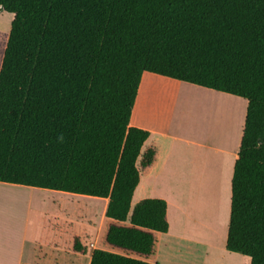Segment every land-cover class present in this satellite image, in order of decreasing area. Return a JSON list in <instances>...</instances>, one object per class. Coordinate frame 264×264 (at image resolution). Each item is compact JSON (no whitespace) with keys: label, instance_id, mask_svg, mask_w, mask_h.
<instances>
[{"label":"trees","instance_id":"obj_1","mask_svg":"<svg viewBox=\"0 0 264 264\" xmlns=\"http://www.w3.org/2000/svg\"><path fill=\"white\" fill-rule=\"evenodd\" d=\"M0 181L108 198L90 264L147 261L168 203L132 205L150 131L130 125L144 72L247 100L226 248L264 264V0H0ZM75 249L84 252L79 239Z\"/></svg>","mask_w":264,"mask_h":264},{"label":"crops","instance_id":"obj_2","mask_svg":"<svg viewBox=\"0 0 264 264\" xmlns=\"http://www.w3.org/2000/svg\"><path fill=\"white\" fill-rule=\"evenodd\" d=\"M221 94L224 96L230 93L148 71L142 75L130 125L150 131L142 154L153 148L156 150V156L149 166L141 167L140 182L133 197L139 189L141 194L134 201L135 204L145 198L166 200L169 220L168 232L156 234L154 253L147 259L151 263L210 264L209 246L190 236L193 221L187 210L193 205L196 206L199 201L209 200L202 167L209 165L213 172L216 170L213 165L215 161L219 165L227 161L230 166L226 177H222L226 186L225 201L228 199L229 190L232 199L234 166L239 156L247 109L237 123L239 125H236L237 136L233 138L232 144L226 141L228 135L222 136L219 132L210 131L206 137H203L199 128L196 129L197 132H189L190 122L186 117L193 108L203 105L210 107V104H206L207 100H199L194 95H219L217 98H221ZM230 95L232 98L236 96ZM242 99L248 106L247 100ZM184 101L189 103L191 108L188 109L186 105L183 108ZM219 101L221 100L218 99ZM212 105L213 110L216 105ZM213 135H219L214 143L211 140ZM209 160L213 163L209 164ZM216 166L218 168V164ZM228 181L231 189L227 187ZM3 191L27 194L28 198L10 200L0 193V264H90L95 249H107L102 243V235L108 198L0 181V192ZM36 193L50 195L46 207L43 208L39 200L33 201ZM88 200L97 204L91 206ZM39 204L41 208L38 207ZM228 207L229 205L227 211ZM43 209L61 218L67 228L57 225L56 229L39 232L38 226L33 225L42 218ZM33 211L35 216L32 215ZM218 228L217 237L220 238V225ZM213 231L212 229L211 233ZM209 237H212V234ZM77 238L85 248L84 252L76 251ZM217 254L218 264H251V257L238 252ZM223 259L226 262H223Z\"/></svg>","mask_w":264,"mask_h":264},{"label":"rangeland","instance_id":"obj_3","mask_svg":"<svg viewBox=\"0 0 264 264\" xmlns=\"http://www.w3.org/2000/svg\"><path fill=\"white\" fill-rule=\"evenodd\" d=\"M13 17L11 13L0 8V68L7 41L9 38L10 27ZM229 95L230 94H226L222 96L221 94V98H218L221 101L217 102V105L215 104L216 106L212 111L209 110L211 106L208 108L206 107V105H203L199 108H193V111L190 110L189 115L186 117V120L190 122L188 123L189 132H197L196 129L199 128L203 132V137L208 136L207 133H209L210 131L212 133L219 132L220 134H222V136L228 135L226 141L228 144H232L233 138L237 136L236 125H239L237 123H239V121L241 120L244 110L247 109V103L240 97L234 96L232 98L230 97L232 95ZM215 97L217 98L219 97V95H215ZM185 101H187V99ZM185 101L184 103H182V107L184 108V105H186L188 109L191 108L189 103H186ZM217 136L219 135L212 136L211 140L213 141V143L216 142ZM197 163L200 164L199 162ZM208 163L211 164L213 162L212 160H209ZM216 164H218V168ZM213 165L216 169L215 171H213L214 173L211 171L209 165H203L202 167V175L203 178L206 180V193L208 195L207 197L209 200L206 202L204 200L199 201L196 206L193 205L189 207V211L187 210V212L193 221V228L190 230L192 232L190 236L201 240L203 243H206L209 246L210 250L209 257L214 260H219V255L217 254L218 252H225L229 254L230 251L226 248V238L229 228L231 197L229 196V190L228 199L225 201L224 196H226L227 198V194L224 188L226 186L223 183V177H226L227 169L230 170V166L229 164H227V161L223 165H219V163L215 161ZM229 183L230 181H228L227 187L231 189ZM7 192L8 191H3V193H0H2V195L4 194L3 196L5 198H10V200H13L15 198H28L27 194H17L16 197V193L14 194V192H12V194H10L11 192ZM140 194L141 193L138 189L135 196L133 197L132 204H135L134 201L137 199V197H139ZM21 195L23 196L21 197ZM35 197L36 198H34L33 201H41V205L44 208L47 205V200H49L50 195H48L47 193H36ZM88 203L91 206L97 204V202L92 200H88ZM227 205H229L228 211ZM38 207H40V204L38 205ZM32 215L35 216L34 211ZM39 215L40 213H38V216ZM41 215L42 218L39 219V221L33 225L36 227L38 226L37 230L39 232L47 231L52 228L56 229L57 225L60 228L64 226L67 228V225L64 224L63 220L61 218H58L57 216H54V214L43 209ZM219 225L221 227V231L219 234L220 238L217 237ZM212 229L217 232L215 233L213 231V233H211ZM211 234L212 237H209ZM217 249L219 250L216 251V253L215 250Z\"/></svg>","mask_w":264,"mask_h":264},{"label":"bare ground","instance_id":"obj_4","mask_svg":"<svg viewBox=\"0 0 264 264\" xmlns=\"http://www.w3.org/2000/svg\"><path fill=\"white\" fill-rule=\"evenodd\" d=\"M196 98H198L199 100H207L206 102H208V103H206V104H210V110H212L211 108H212V104H216L217 102H218V98H216L215 96H211V97H208V96H202V95H194ZM3 193V192H2ZM8 193V192H7ZM5 194H6V192H5ZM10 194H12V192L10 193ZM15 194V193H14ZM4 195V194H3ZM16 195V197H17V194H15ZM20 195V194H19ZM8 196V195H7ZM23 195H21V197H22ZM2 199V198H1ZM7 199H10V198H7ZM217 255V254H216ZM221 256V255H220ZM219 257V256H218ZM207 261V260H206ZM223 262H226V260L225 259H223L222 260ZM207 264V263H206ZM210 264H218V261L217 260H210Z\"/></svg>","mask_w":264,"mask_h":264}]
</instances>
